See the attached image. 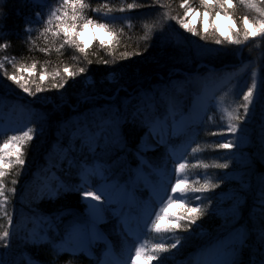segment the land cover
I'll return each instance as SVG.
<instances>
[{
    "label": "snow or ice",
    "instance_id": "6c2138e0",
    "mask_svg": "<svg viewBox=\"0 0 264 264\" xmlns=\"http://www.w3.org/2000/svg\"><path fill=\"white\" fill-rule=\"evenodd\" d=\"M154 3L160 4L161 0H154ZM199 3L200 7H193L189 0H180L179 6L183 9V14L162 13L159 20L146 26L148 34L145 35V40H150L151 33H155L160 43L166 44L168 41L164 34L170 27L169 21H175L187 33L200 37L205 41L203 48L208 52H211L210 44L242 46L251 37L264 38V0H235V3L234 0H199ZM241 6H247L256 15L244 14L237 18L235 11ZM137 7L139 5L134 3L127 5L129 10ZM102 9L104 20L88 15L89 11L99 13ZM119 10L124 11L123 8ZM112 11L108 4L93 9L85 0H61V3L50 8L46 15L36 12L34 21L31 18L26 19L24 32L26 39L34 43L31 32L32 24L35 23L43 38L59 44L57 51L68 46L85 54L86 58L88 46L77 39L82 36L85 28L99 27L113 36V44L118 43L115 38L119 33L108 22ZM5 15V9L0 6V17ZM221 15L232 21L230 35L223 33L217 35L219 29L214 23L205 21L201 32L194 23L189 22V17L194 22L197 17L214 20ZM120 31L123 29L121 28ZM100 45L103 48L106 42L100 41ZM8 47L7 43L0 44V49ZM107 50L109 55L115 56L114 47ZM42 51L47 53L50 49L44 47ZM137 54L142 53H122L121 58L127 59ZM103 63L108 64L109 61L103 60ZM28 67L23 66L19 72L14 71L11 74L5 70L4 76L24 93L37 97L38 93L46 91L42 87V82L48 76V72L45 70L40 73L38 83L34 78L24 77L23 73ZM30 68L34 72L37 69L36 62H33ZM0 69H4L3 61H0ZM85 71V68H79V73ZM63 72L69 78H75L77 75L75 70L68 67H65ZM255 75L253 72V82L243 94V103L240 105L243 114L238 110L234 113L229 112L227 127L213 133L224 140L215 143V148L225 150L229 157L215 167L226 170L230 168V164H241L244 168L241 187L231 194L214 195L215 189L233 179L228 173L217 176L215 183L205 180L201 184L199 177L193 183L184 178L188 170L185 158L175 165V182L172 183L173 176L167 168L166 161L162 163L157 161L155 154L160 152L163 159L162 149L169 147L173 143V137L178 135L176 117L179 115L180 98L169 92V85H163L156 90H141L130 94L121 98L120 103L112 102L115 100V95L103 97L109 102L101 106H93L76 118L74 130L66 146L61 144L63 139L61 129H66L67 123L60 126L58 131H61V134L52 149L53 153L59 149V159L56 163H51L50 167L43 169V172L55 178L56 183L53 184L48 175L34 174L40 188L36 202L44 199L57 201L62 196L75 193L78 194L80 204L83 206L79 211L67 208L51 211L32 208L31 214L23 215L19 224H13L15 207L13 206V213L8 212L6 207L10 202L8 193L15 197L18 178L25 171L28 149L36 139L38 129L26 127L8 136L3 144H0V212L7 218L9 226L0 230L3 248L6 250L11 247L14 233L10 229L16 228L26 246L29 242L33 246H40V243L45 241L56 250L57 258L61 253L67 254L70 260L65 261V264H71V259L79 256L91 257L92 248L98 241L105 239L100 226L107 223L111 216L119 225V234L125 246L124 252L128 254L122 252L120 257H116L109 253L103 259L97 257V264H129V261L130 264H152L154 260L158 264H164V254L176 249L177 245L181 244V240L177 238L174 243H155L148 248L144 243L138 242L143 230L151 229L156 233L182 230L190 234L193 225H196L202 217L216 215L223 218L220 226L221 234L205 252L203 264H239L237 255L246 245L251 232V228L240 225L239 220L252 178L249 174L250 162L246 161L242 154L238 156L237 153H241L245 142L242 121H245L251 113V106L255 105L258 98L264 100V75L261 76L259 83ZM53 76L59 80L53 84V87L64 88L67 80L63 74L57 71ZM83 99L89 100L91 97L85 96ZM129 132L138 135L134 147L129 144ZM192 151L196 152L197 149L193 148ZM148 152L153 153L151 163L146 156ZM130 154L135 157L134 160L130 159ZM133 163L136 164L135 167ZM146 167L150 171H146ZM204 167L209 166L204 165ZM13 172L16 178L11 180L13 187L9 189L6 186L7 178ZM59 173H63L68 179L61 178ZM31 183L29 182V187ZM256 183L257 192L253 209L258 210L261 240L264 241V174L257 178ZM141 185L150 193L146 200L137 194L138 191H143ZM27 190L28 188L25 189ZM190 196L198 203L194 205L189 203ZM221 196H226L231 201L229 207H223L224 200ZM205 200L207 205L204 203ZM21 201L24 202L23 196ZM176 203H179L183 210L178 213L170 212L169 209ZM157 205H159L158 210ZM164 219H167V224L162 223ZM30 223L44 225L43 234L39 227L29 228ZM57 240L59 244L56 243ZM133 248L134 254H132ZM0 264L7 262L0 257ZM260 264H264V259H261Z\"/></svg>",
    "mask_w": 264,
    "mask_h": 264
},
{
    "label": "trees",
    "instance_id": "16d2710c",
    "mask_svg": "<svg viewBox=\"0 0 264 264\" xmlns=\"http://www.w3.org/2000/svg\"><path fill=\"white\" fill-rule=\"evenodd\" d=\"M39 1L41 2L32 4V9L30 11L31 19L36 12H41L46 15L50 8L58 6L61 3V0ZM85 2L90 4L93 9L108 4L113 11L114 9L127 8L129 3H134L139 5V7L147 8V11L142 16L132 17L130 23H124L120 20H108L114 30L119 33L115 38L118 43L113 44V36L104 30L109 33L112 39L107 42L103 48L100 43L94 42L90 47L86 48L87 55L85 58V54H81L78 50L68 46L57 51L59 44L55 41L49 42L43 38L36 24L33 26V31L31 32L34 43L29 42L24 32L26 19H29L28 13L24 11L25 4L22 6L19 0H0V6L5 9L6 13L4 17H0V26H2L0 28V44L7 43L9 45L7 49H0V59L2 57H7L8 61V63L4 64V69H0V100H3L4 107H9L13 102L19 103V101H22V105L34 111L29 119V127L38 129L37 137L28 149V163L25 171L18 178L19 183L16 185V194L18 195L22 194L21 191L24 188V184L27 180H30V177H33L32 181L36 180L31 173L32 165H37L36 170L38 169L42 172L47 165L53 162L54 153L52 152V146H50V144H56L61 131H63V134L66 136L68 131L74 130V118H77L93 106H101L103 100L100 97H111L115 95V99L118 100V98L123 97V95L125 97L141 90H155L159 85H169V92L174 95L171 89V84L174 80L182 81L183 84L187 86L185 88L186 92H189L190 89L191 91H197L198 87L191 85L190 81L192 78H197L198 73L207 70L205 67L198 68L200 64L220 67L223 65H235L246 61H255V63H257L260 54L264 59V38L259 36L250 38L242 46L210 44V46L216 47L213 52L211 51L204 55L195 54L198 46H203L205 41L201 40L200 37L187 33L184 29L180 28L175 21H169L170 27L167 28L164 34L168 41L166 44L162 45L159 37L156 36L155 33H151L152 38L150 40H145V35L148 34V28L146 26H150L159 20L162 13L168 12L170 15L183 14V9L179 6L180 0H161L160 4H155L154 0H85ZM189 2L193 7H200L199 0H189ZM145 5L153 6L147 7ZM69 11L71 10L69 9ZM113 11L110 14H112ZM102 13H104L103 9L99 13L89 11L88 15L96 19L104 20L105 18L100 17ZM244 14L256 15V13L248 9L247 6H241L235 11V16L237 18ZM91 27L94 26H90V28ZM196 27L201 30L200 23L196 25ZM121 28L123 31H120ZM201 32L203 31L201 30ZM174 37H176V39H174ZM44 47H48L50 51L47 53L42 51ZM110 47H114L115 56L109 55L107 49ZM146 47L147 50L145 51ZM122 53L142 54L132 55L127 59H122ZM238 57H240V59ZM103 60H108L109 63L105 64ZM89 61H91V63H89ZM33 62L37 64V69L34 72L30 68ZM23 66H29L28 70L23 73L24 77L34 78L38 83L40 82V73L47 70L48 76H46L45 80L42 82V87H44L46 91L38 93L37 97L39 98L24 93L14 82L7 80V77L4 76L5 70L11 74L14 71L19 72L20 68ZM65 67L75 70L77 72L76 77H66L67 74L63 72ZM81 67L86 69L84 73H79V68ZM57 71L62 73L67 80L65 87L62 89H55L53 87V84L59 82L58 78L53 76ZM110 75H114L115 81L113 83L106 80V76ZM87 78L91 79V83L83 87L82 82ZM29 83H31V79H29ZM32 87L33 90H35V84H33ZM124 90L127 91V93H124ZM189 94L190 92L186 93L187 96ZM85 96L91 97V99H83ZM187 96L185 99H188ZM76 104H79V106L76 107ZM74 106L76 109L72 110ZM68 110L74 113L71 114L72 116L65 117L64 115L67 114ZM65 122L67 123V128L58 131L60 126ZM215 128L216 123L211 126V124H206V122L203 123L202 128H200V133L198 135V137H200L197 146L201 153L196 159L197 163L192 167H188L187 170V175H189L188 179L193 183L196 182L198 177L201 184L205 180H211L215 183L217 182V176L223 175L224 172L227 170L229 171L231 167L235 168V164H230V168L226 170L215 167L216 164L223 163L228 159L221 149L215 148V143L219 142L215 137L216 135H213V133H215ZM261 128L264 129V126ZM252 131H254V129H252ZM7 135L8 132L0 133V144H3L4 140L7 139ZM64 135L61 141L63 146L67 145L66 142L68 139ZM249 136L252 137L253 132H251ZM128 139L130 146L134 147L138 135L135 132H129ZM262 141L264 142V138ZM259 153H264V147H260ZM149 154L151 156V153ZM155 155L157 156V154ZM130 159H133L131 154ZM149 160L152 162L151 158H149ZM188 162L191 163V160L189 159ZM133 164L135 165V163ZM204 165H208L209 167L205 168ZM251 167H253L254 170L256 169L254 164H252ZM191 168H193V170H190ZM222 171H224L223 174ZM257 171L258 175L264 174V167L263 170L257 169ZM14 178H16L15 172L8 176L6 183L7 188L11 189L13 187L11 180ZM228 183L229 185L235 184L233 182ZM228 183L226 182L215 189L214 195H217L219 190L227 188L229 186ZM8 195L10 202L15 200V197L13 198L10 192ZM78 199V195L73 193L62 196L52 205H48L42 201V205H39V207L43 210L46 209L45 211L59 208H69L73 211L80 208L78 206ZM9 203L6 206L7 210L9 213H13V207L11 206L14 204L13 206L16 209L19 202H13L12 205H9ZM189 203L194 205L198 202L194 197L190 196ZM204 203L207 205L206 200ZM182 210L183 209L179 207L178 210H175L173 213H178ZM67 218L68 217H65V219ZM222 223L223 220H220L219 216L206 215L198 220L196 225H193L190 234L182 230L175 231L174 234L181 240L180 248L177 250V252L179 251V256L184 255L186 251H189L191 248L193 249L200 243L201 238L196 237L197 229L208 230L210 235H215L221 232L220 226ZM7 224V218L1 214L0 230L8 227L6 226ZM240 224L246 225L243 221H241ZM258 229L257 227L253 228L248 236L250 243L256 246L262 242ZM161 234L162 233L158 235ZM1 245L2 241H0V246ZM45 250L48 249L42 247L39 250L41 260L44 254L48 255V252ZM68 260H70L68 255H59L58 258L56 255V257H52L51 262L48 261V264H65V261ZM255 260L258 262L257 257H255ZM95 262L96 258H87L84 255L71 259V264H95Z\"/></svg>",
    "mask_w": 264,
    "mask_h": 264
},
{
    "label": "rangeland",
    "instance_id": "374dc122",
    "mask_svg": "<svg viewBox=\"0 0 264 264\" xmlns=\"http://www.w3.org/2000/svg\"><path fill=\"white\" fill-rule=\"evenodd\" d=\"M20 4H22V6L24 5V11L25 13H28V18L30 17L31 13V2H35V0H19ZM121 9V8H120ZM124 11L121 12L119 9H114L112 14H109V17H111L109 20H120L124 23H129L131 21L132 17H138V16H142L146 13L147 8H142V7H138L136 9H132L129 10L127 8H123ZM33 20H35V15H33ZM100 17L105 18L104 13L100 14ZM219 18H224L225 20V27H223L220 22H218ZM205 21H207L208 23H214L215 26L219 29V32L217 33L218 35H220L221 33L223 34H227L230 35L231 33L229 32V29L232 26V21L227 19L225 16L221 15L219 17H215L214 20L210 21L209 18H203L201 17H197L196 20L193 22L192 18L189 17V22L194 23V26L198 25L200 23L201 26V30L203 31V26ZM33 25H35V23L32 24V29H33ZM249 27H251V25H249ZM1 31V30H0ZM97 31H100L102 34V37L100 35L97 34ZM185 33V32H184ZM1 34V33H0ZM89 34L90 35V39H86L85 35ZM26 36V34H25ZM181 38V37H180ZM184 38V37H183ZM254 38V37H251ZM78 40L82 41L84 45L90 47L94 42L96 43H100V41H105L106 43L109 42L112 38L109 35V33L105 32L103 29H100L99 27H88L83 29V34L82 36H79L77 38ZM174 39H176V37H174ZM178 41V40H177ZM87 47V48H88ZM211 51L213 52L214 49H216V47L210 46ZM206 53H210L208 51H206L203 46H198L197 50L195 51V54H206ZM0 61H3L4 64L8 63L7 59L5 60V57H2L0 59ZM246 62H240L238 64H235L234 66H222L220 68H212L213 72L210 71H205L202 73H198L197 78H192V80L190 81L191 85H194L196 87H201V95L199 96H195L193 95V97H191L190 99L183 100L185 91L184 89L187 87L183 84L182 81H178V80H174V82H172L171 84V89L174 92V95L178 96L180 98V102L181 100L182 103H180L179 105V111H182V115L177 119L178 124H177V129H178V134H180L183 131L184 126L186 125V123L190 122V119H192V122H203L206 124H211L214 125L216 123V128L214 130V132H217L220 128H226L229 121H228V113L229 112H236L237 110L243 114V108L240 107V105L243 103V94L244 92L247 91V87L250 86L253 82V72H255V79L256 81L259 83L261 76L264 75V59L262 58L261 54L259 56V60L257 63H255V61H247V64H245ZM260 66V67H258ZM202 67H206V66H202ZM201 67V68H202ZM67 77V75H66ZM106 80L109 81L110 83H113L114 80V75H110V76H106ZM91 83V79L87 78L85 80H83L82 85L83 87H85L86 84H90ZM163 85H159L157 86L159 89L161 88ZM82 87V86H81ZM80 87V88H81ZM155 89V90H156ZM125 91V90H124ZM124 93H127V91H125ZM214 95V96H213ZM124 97V95H123ZM123 97H119L118 101L120 103L121 98ZM103 102L107 101L105 99H102ZM196 103L198 104L197 106L201 107V111L200 114L197 115L196 112L197 110L193 109V104ZM52 105V104H51ZM76 107L79 106V104L75 105ZM72 107V110H75L76 108ZM196 106V109H198V107ZM185 107L186 111L184 113V111L182 110V108ZM34 111L30 108H26L23 105H16V106H11L9 107L8 110L4 109V102L0 101V122H3L0 124V131L4 130V128H8V136L10 135H14L16 134L17 131L19 130H23L26 127H29V118L31 117L32 113ZM74 112L71 110L67 111V114H65V117H69L72 116L71 114H73ZM76 118H74V122H75ZM196 120V121H195ZM243 123V127H244V136H245V142L244 145L242 147L241 153H237L238 156H240L241 154L243 155L244 159L246 161L250 162V169H249V174L251 176V184L250 187L247 191L246 194V198H245V202L244 204L247 206L246 211L250 212L249 214H254V202L255 199L251 200L252 195H254L257 192V183L256 180L257 178L261 175H258V170H263L264 167V160L262 159V154L259 153V149L260 147H264V142L262 141L264 138V129H262L261 127L264 126V100L258 98L255 105L251 106V113L246 117L245 121H242ZM191 124V123H189ZM200 126V125H199ZM252 129H254V131H252ZM73 131V130H72ZM71 130L68 131L66 133L67 138H69L71 132ZM186 135L190 134V130H184L183 131ZM200 132V130H199ZM253 132V136L250 137L249 134ZM198 131L195 135V133H191L190 136L194 138L193 143L191 146L190 144L185 145L184 147H180V149L178 147H171L170 151L168 150L166 152V154L164 153L163 159H161V153L158 152L156 153L157 156V161L158 162H165L164 160H168L170 158V156L173 158V161L171 163V166L167 164V168L170 167L169 171L172 173L173 179H172V183H174V177H175V172H174V167L177 163L182 162V160H184L186 158L188 167H192L194 164H196V159L199 156V154L201 153V151L199 150V147L197 146V143L199 141V137L197 136ZM177 136V135H176ZM198 137V140H197ZM219 142H224L222 137L219 136H215ZM231 138V137H229ZM68 143V139L67 142ZM53 145L54 144H50V146H52L53 149ZM195 148L197 149L196 152H193L192 149ZM224 152V155L228 157V154L225 150H222ZM149 158L153 157V153L151 152V156L149 154V152L146 154ZM54 156V160L53 163H56L59 159V149H56L55 153L53 154ZM175 157V159H174ZM191 160V163L188 162V160ZM152 160V159H151ZM171 161V160H170ZM254 164L255 166V170L253 167H251V165ZM37 165H32L31 167V173L34 175L35 170H36ZM235 168H232V170H230L229 172H227L230 176L233 177V179H231L229 182L231 181H236L237 184L233 185L230 184L227 188L219 190L218 194H222V193H233L236 192L240 189L241 187V178L243 177V173H244V168L241 164H235L234 166ZM146 169H148L146 167ZM145 169V170H146ZM190 170H193V168H191ZM62 174V173H60ZM41 175V174H40ZM45 175L49 176V179L52 181L53 184L56 183V180L53 176H51L49 173H45ZM185 177L188 178L189 175H187V172L185 173ZM33 177H30V180L24 184V188L21 191V195L16 194L15 195V200L9 203V205H12L13 202L18 203V207H16L15 209V214L13 216V224L17 225L20 223L21 221V217L23 215L26 214H31L32 208H36V209H41L38 205H42V201H44L46 204L48 205H52L54 204L56 201H49L47 199H44L40 202H36V198H37V193L39 192L40 188H39V183L36 182L37 178L34 176V178L36 179L35 181H32ZM29 182L31 183V186L29 187ZM245 182H247L245 180ZM228 183V182H227ZM229 184V183H228ZM141 187L143 188V185H141ZM28 188L27 191H25V189ZM144 189V188H143ZM170 191V189H169ZM150 195V193H149ZM149 195H147V197L145 198L148 199ZM23 196L24 198V202L22 203L21 201V197ZM221 198L224 200V204L223 207H229L231 204V201L227 199L226 196H221ZM14 205V204H13ZM13 205L11 207H13ZM177 205L180 206L179 203L174 204L169 211L172 212L173 210H178L179 206L177 207ZM46 210V209H45ZM44 210V211H45ZM53 210V209H51ZM50 210V211H51ZM174 212V211H173ZM3 214L2 212H0V215ZM242 209H241V217H242ZM110 215V214H109ZM250 216V215H249ZM246 221H248L250 224H259V218L251 221L249 220L248 217H246ZM111 219V216H110ZM110 219L106 224L110 225ZM220 220H223L222 217H220ZM241 222V218L239 220V224ZM163 224H167L168 221L167 219H164L162 221ZM8 226V224L6 225ZM9 227V226H8ZM33 227H39L41 230V233L43 234L44 231V225H38V224H29V228H33ZM11 231H13L14 235L11 238V247H9L8 249H4L3 251L0 250V257H2L7 264H30L29 262V258H34L32 256H29L25 249L30 250L31 248L34 250H39L41 249V246H33L31 245V243L29 242L27 244V246H25V242L23 241L21 235L17 232L16 228H12L10 229ZM198 231L200 229H197ZM202 231V230H200ZM200 231L198 233H200ZM161 235H158L160 233H158L155 237H154V242L151 244V246L155 243H172L170 242V238H174L175 235L174 232H161ZM202 235V234H201ZM205 238V237H203ZM140 243H143V241H141V234H140V239L139 241ZM3 244V242H2ZM146 245V244H145ZM23 246L24 251L23 253H21V249L20 247ZM148 247V248H151ZM124 242L122 240L121 242V250L122 252H124ZM179 249V246L177 245L176 249H171L170 253L168 254H164V261H172L175 258V255H177V250ZM253 250V247L252 249ZM47 251V250H46ZM179 252V251H178ZM201 253H196L192 258L194 259V263L197 264V261L201 258ZM241 253L242 251H240V253L237 255V260L239 261L241 258ZM52 251L48 250V255H45V260L44 262L50 261L52 260ZM109 254V253H108ZM125 255H127V252H124ZM132 254H134V248L132 249ZM37 259V258H35ZM154 263H156L157 261H153ZM130 264V261H129Z\"/></svg>",
    "mask_w": 264,
    "mask_h": 264
},
{
    "label": "bare ground",
    "instance_id": "6f19581e",
    "mask_svg": "<svg viewBox=\"0 0 264 264\" xmlns=\"http://www.w3.org/2000/svg\"><path fill=\"white\" fill-rule=\"evenodd\" d=\"M224 20H225L224 18H219V20H218V22H220V24H221L223 27H225V21H224ZM1 27H2V26H0V28H1ZM97 34L100 35V36L102 37V34H101L100 31H97ZM85 37H86V39H90V38H91L89 34H86ZM198 68H199V66H198ZM105 97H108V96H105ZM100 98L103 99L102 97H100ZM0 101H1V100H0ZM108 102H109V101H105V102H102L101 104L103 105L104 103H108ZM112 102L119 103V101L116 100V99H115L114 101H112ZM19 103L23 104L22 101H19ZM197 105H198V104L194 103V104H193V109L196 110V106H197ZM149 143H151V141H149Z\"/></svg>",
    "mask_w": 264,
    "mask_h": 264
}]
</instances>
